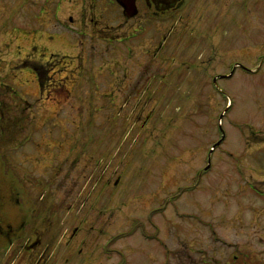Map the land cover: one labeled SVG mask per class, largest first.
Listing matches in <instances>:
<instances>
[{
    "label": "rangeland",
    "instance_id": "1",
    "mask_svg": "<svg viewBox=\"0 0 264 264\" xmlns=\"http://www.w3.org/2000/svg\"><path fill=\"white\" fill-rule=\"evenodd\" d=\"M28 1L0 0V81L17 99L0 157L7 182L15 156L47 176L31 193L47 200L48 264H264V0H220L199 28L159 32H126L104 0H59L62 27L51 2ZM81 7H106L105 32L69 27ZM8 245L0 264H30Z\"/></svg>",
    "mask_w": 264,
    "mask_h": 264
},
{
    "label": "flooded vegetation",
    "instance_id": "2",
    "mask_svg": "<svg viewBox=\"0 0 264 264\" xmlns=\"http://www.w3.org/2000/svg\"><path fill=\"white\" fill-rule=\"evenodd\" d=\"M42 1L46 4L52 3L53 18H55L59 7V0ZM87 1L90 3L87 9L96 8V0ZM16 2L21 3L20 7H26V4L29 3L28 0H9V6H15ZM104 2L105 5L112 6L116 10L120 8L121 17L124 19L125 23L129 22L130 26L125 30L126 32H145L149 23L155 26L153 32H159L160 21H171L175 19L181 21L184 18L188 20L185 30L188 31L190 28L192 30L193 28L189 27L192 21H196V25L199 28L203 20L206 21L209 17L218 15L221 6L220 0H121L122 4L117 0H104ZM83 8H85V6H83ZM83 8H78V18L80 21L74 20L72 15L68 16L67 24L69 27L75 29V26L77 28L78 24L83 20H87L90 23L93 22V26L95 27L94 30L89 32H105L104 27L107 26H104L101 30L97 29V26L101 21L100 17L102 18L103 15V13L101 15L100 11L106 10V7H101L99 14L92 12V15H89L86 9L83 10ZM12 11L13 10H11V13ZM54 20L58 27H62L60 19L55 18ZM81 32L87 31L84 30ZM108 32L113 31L109 30ZM104 38L106 40L108 39L107 36H104ZM150 41L151 45L147 46L146 48L148 50L144 52L145 55L149 56V61L145 63L147 65L149 62L155 64L158 61L156 58L159 54L160 42L158 36H154ZM150 57L152 60H150ZM23 61L22 65L31 66V69L36 75V79L41 85L44 83L45 78L48 79V76L45 75L47 71L43 72L44 65L42 66V63L31 60V56L23 58ZM0 82V118H3L2 123L0 120V132L3 130L4 133L5 129H8L6 127L14 123L10 115L12 113H17V99L14 96L16 95V90L10 87L8 83L3 81ZM18 110L23 112L24 109L20 108ZM9 118L10 122L7 121ZM8 132L10 133V139L13 140L16 134L15 128H13L12 132H10L9 129ZM25 140H27V137ZM13 158L14 162L12 166L7 164L9 170V181L7 182L6 174L1 169V164L4 162L1 163L0 157V249L2 243L7 242V244H9L8 248L13 246L15 252L23 250V255L30 264H48L47 260L49 258L47 251L50 242L47 238L49 228L46 214L47 200L45 197L43 198L44 194L42 193L40 197L42 200L38 202L37 199L33 198L34 196L31 193V186L34 185V183L41 187L47 185V176L45 173L38 174L37 172L34 173V171H30L24 162L17 159L20 157L15 156ZM32 177L35 178V181L32 180ZM182 261V264H228L224 261L221 262L220 259L213 258L211 255L204 257V254H202V256L186 255L185 259ZM226 261L230 262V264H235V261L229 260L228 257Z\"/></svg>",
    "mask_w": 264,
    "mask_h": 264
},
{
    "label": "water",
    "instance_id": "3",
    "mask_svg": "<svg viewBox=\"0 0 264 264\" xmlns=\"http://www.w3.org/2000/svg\"><path fill=\"white\" fill-rule=\"evenodd\" d=\"M120 4H122L121 0H117Z\"/></svg>",
    "mask_w": 264,
    "mask_h": 264
},
{
    "label": "bare ground",
    "instance_id": "4",
    "mask_svg": "<svg viewBox=\"0 0 264 264\" xmlns=\"http://www.w3.org/2000/svg\"><path fill=\"white\" fill-rule=\"evenodd\" d=\"M61 100V99H60Z\"/></svg>",
    "mask_w": 264,
    "mask_h": 264
}]
</instances>
